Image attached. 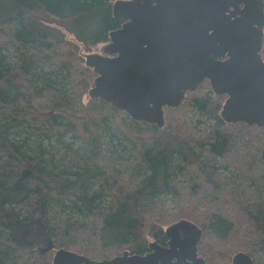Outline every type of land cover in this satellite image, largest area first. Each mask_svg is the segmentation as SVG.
Masks as SVG:
<instances>
[{"label":"trees","instance_id":"16d2710c","mask_svg":"<svg viewBox=\"0 0 264 264\" xmlns=\"http://www.w3.org/2000/svg\"><path fill=\"white\" fill-rule=\"evenodd\" d=\"M115 1L0 0V118L10 119L0 121V264H52L55 250H39L50 240L97 260L145 253L149 236L165 245V226L180 219L202 229L207 264L239 251L259 259L264 127L227 122V95L212 97L202 84L179 107H165L162 127L99 98L85 102L96 74L48 18L95 47L124 21L113 14ZM10 48L20 57L14 65ZM186 106L211 120L205 130L178 116ZM10 125L38 141L23 150ZM118 132L134 148L107 157L101 139L112 143ZM68 133L86 149L65 142ZM45 140L65 147L60 160L51 150L44 156ZM30 227L39 229L36 243L24 240Z\"/></svg>","mask_w":264,"mask_h":264},{"label":"water","instance_id":"95a60500","mask_svg":"<svg viewBox=\"0 0 264 264\" xmlns=\"http://www.w3.org/2000/svg\"><path fill=\"white\" fill-rule=\"evenodd\" d=\"M113 14L124 21L104 53L86 55L97 74L91 98L162 127L165 107H179L208 80L217 95H227L223 119L264 127V0H116ZM165 233V245L151 241L145 253L101 260L52 240L41 252L55 250L52 264H207L198 224L180 219ZM254 263L248 252L233 256V264Z\"/></svg>","mask_w":264,"mask_h":264},{"label":"rangeland","instance_id":"374dc122","mask_svg":"<svg viewBox=\"0 0 264 264\" xmlns=\"http://www.w3.org/2000/svg\"><path fill=\"white\" fill-rule=\"evenodd\" d=\"M48 21H50V22H48V24L52 25L53 27H57L58 29H60L63 32V34L65 36V39L73 46L74 50L79 54V56L81 57V60H82V62L84 64H85V61H86V55L87 54H89V53H104L103 52V46L107 42L100 43V44H98L95 47H88L84 43L80 42L75 37V35L73 33H70L68 30H66L63 27H61L58 24V22L54 21L52 18H48ZM6 54L8 55L7 60H8V62L10 64L14 65V64H16L19 61L20 57H19V55H18V53H17L15 48H10L6 52ZM206 81H207L208 84L206 85L203 82L204 84L202 83V85H201L202 89L204 91H206V92L207 91L208 92L211 91L212 97L218 96L214 92V90L212 89V86H211L210 82L208 80H206ZM68 86L69 85H67V87ZM92 86H93V84H91L90 88ZM89 89L87 91V94L84 95L85 102H87L89 100V94H88ZM226 99H227V96H225L223 98L222 103H221V107L225 103ZM120 114L123 115L124 111L120 110ZM127 116H129V115L127 114ZM178 116L181 117L184 120H187L189 123H193V124L197 123V124H199V126H200V128L202 130L206 129V126H207L206 122L207 121H209V122L211 121V120H205V118L202 117L199 112H197L195 109H193L190 106H186L184 108V112L181 113ZM129 118L131 119L130 116H129ZM9 120H10L9 118H3V117L0 118L1 123L8 122ZM12 126H14V125H10V127H9V132H8V133H10V137L9 138H11L13 140H16L15 142H17L18 145H21L23 150L27 151L29 149L28 146L33 145V144L36 143V141H38L36 136L29 135L27 131H23V130L17 129V126L16 127H12ZM64 139H65V142H67V143H73V148L76 149V150L84 151L86 149V148L84 149L83 142L79 138H73L70 133H68L65 136ZM108 141H109V139L106 138V137L101 139V142L103 144L102 147L104 149V151H103L104 153L103 154H105L107 157H110L114 153L113 151H115L116 153H119L121 155H129L131 153V150L134 148V143L132 141H130L129 139L124 138L119 132H118V136L115 137V139H114V141L112 143H110ZM42 142H43L42 143L43 144V149L46 150V151L48 150L47 152L45 151L46 153H45L44 156L46 158L50 157V155H51L49 153L50 150H51L52 153L55 154L54 156L57 159L60 160L62 158V156L65 153V147L62 144L57 143L55 141H52L51 144H53L54 147H51L49 141L45 140V141H42ZM3 152H4V150L0 146V155L3 154ZM30 152H31V154H36L33 151H30ZM176 221H178V220H176ZM171 223H173V222H171ZM171 223L167 224L165 227H167ZM38 235H39V229L37 227H30V228L27 229V232L25 234L24 240L36 243ZM153 240H154L153 237H150V236L148 237V242L153 241ZM47 246H48V243L46 245H44V246H41L40 248L41 249L47 248ZM56 247H57V245H56ZM258 256H259V259H262L264 257V253H260ZM232 258H233V253H232L230 258L225 259V260H220L218 264H232ZM259 259H255L256 264H258Z\"/></svg>","mask_w":264,"mask_h":264},{"label":"flooded vegetation","instance_id":"af4514ba","mask_svg":"<svg viewBox=\"0 0 264 264\" xmlns=\"http://www.w3.org/2000/svg\"><path fill=\"white\" fill-rule=\"evenodd\" d=\"M40 251L42 250L41 248L39 249ZM203 257V256H202ZM253 257V256H252ZM253 259H254V264H256V261H255V258L253 257ZM232 264H233V258H232Z\"/></svg>","mask_w":264,"mask_h":264}]
</instances>
